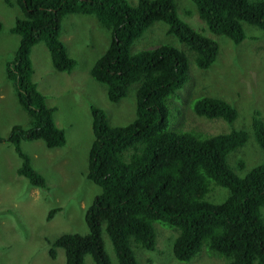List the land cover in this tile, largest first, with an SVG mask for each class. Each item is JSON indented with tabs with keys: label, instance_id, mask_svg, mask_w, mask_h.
I'll use <instances>...</instances> for the list:
<instances>
[{
	"label": "trees",
	"instance_id": "1",
	"mask_svg": "<svg viewBox=\"0 0 264 264\" xmlns=\"http://www.w3.org/2000/svg\"><path fill=\"white\" fill-rule=\"evenodd\" d=\"M14 1L20 15L11 30L19 42L5 63V72L29 116V126L13 125L6 140L21 158L17 173L31 185L44 187L45 179L20 142L41 140L49 148L65 143L64 131L54 121L56 107L46 104L32 80L34 44L44 40L53 67L69 72L76 60L66 53L61 21L74 13L94 16L110 40L91 63L89 74L104 85L112 102L124 98L135 84V116L128 123L112 125L103 109L90 108L93 139L87 178L100 192L84 212L87 233L67 232L48 239L50 257L61 247L65 264H83L86 254L93 264H111L103 247L104 229L118 264H139L133 247L154 249L153 223L160 221L177 231L172 254L178 260L188 261L204 244L224 255V264H264V119L260 110L252 115L251 131L239 128L210 134L168 129L167 101L187 79V55L172 44L130 50L147 27L162 21L168 26L166 33L184 43L202 69L218 53L216 40L179 18L176 0H137L135 4L128 0ZM192 1L199 19L214 34L238 43L245 37L243 22L264 34V0ZM192 110L198 116L228 122L237 117L236 108L217 96L197 98ZM251 137L260 153L254 165L238 175L228 156ZM231 163L238 170L245 167L242 160ZM211 182L227 190L222 201L208 199L215 192ZM56 210L51 208L46 217Z\"/></svg>",
	"mask_w": 264,
	"mask_h": 264
},
{
	"label": "rangeland",
	"instance_id": "2",
	"mask_svg": "<svg viewBox=\"0 0 264 264\" xmlns=\"http://www.w3.org/2000/svg\"><path fill=\"white\" fill-rule=\"evenodd\" d=\"M11 1L0 0V136L4 138L0 141V264H65L61 247L56 248L55 258L50 257L48 239L67 232L87 233L84 212L100 192V187L87 178L88 152L93 139L90 108L103 109L112 125L128 123L135 116V84L129 87L124 98L112 102L106 96L104 85L89 74L91 63L110 40L94 16L74 13L61 21L60 37L66 53L76 60L69 72L53 67L44 40L34 44L30 52L32 80L45 96L46 104L56 107L54 121L63 129L65 143L49 148L41 140L20 142L32 166L45 179L44 187L31 185L17 173L21 158L6 140L13 125L29 126V116L18 103L13 83L5 72V63L12 58L19 42L11 26L20 12L15 1ZM176 10L179 18L216 40L218 53L211 65L198 68L193 52L167 34L168 26L162 21L147 27L133 42L131 52L172 44L187 55V79L167 101V128L194 133L202 130L210 134L239 128L251 131V118L257 109L264 119V34L258 27L243 22L245 37L234 43L225 35L207 29L192 0H176ZM207 95L232 104L237 110L236 119L228 122L196 115L192 110L194 101ZM254 142L251 137L228 156L229 164L238 175H243L257 160L260 148ZM241 160L245 167L238 170L231 162ZM210 187L215 191L210 198L207 196L210 201L220 202L226 197L224 187L213 182ZM51 208L57 210L47 218ZM153 227L154 249L133 247L139 264H224L227 260L204 244L188 261L178 260L172 254L177 231L160 221H155ZM101 235L111 264H118L104 229ZM83 264H93L89 254L84 256Z\"/></svg>",
	"mask_w": 264,
	"mask_h": 264
},
{
	"label": "clouds",
	"instance_id": "3",
	"mask_svg": "<svg viewBox=\"0 0 264 264\" xmlns=\"http://www.w3.org/2000/svg\"><path fill=\"white\" fill-rule=\"evenodd\" d=\"M36 188H38V187H36ZM55 258V257H54Z\"/></svg>",
	"mask_w": 264,
	"mask_h": 264
}]
</instances>
